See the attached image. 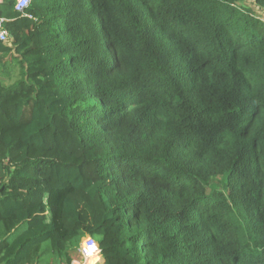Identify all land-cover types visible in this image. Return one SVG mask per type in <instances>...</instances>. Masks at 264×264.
<instances>
[{
  "label": "trees",
  "instance_id": "obj_1",
  "mask_svg": "<svg viewBox=\"0 0 264 264\" xmlns=\"http://www.w3.org/2000/svg\"><path fill=\"white\" fill-rule=\"evenodd\" d=\"M15 4L0 264H264V0Z\"/></svg>",
  "mask_w": 264,
  "mask_h": 264
},
{
  "label": "clouds",
  "instance_id": "obj_2",
  "mask_svg": "<svg viewBox=\"0 0 264 264\" xmlns=\"http://www.w3.org/2000/svg\"><path fill=\"white\" fill-rule=\"evenodd\" d=\"M79 252L82 257V264H98L102 258L103 249L98 238L85 234L79 238ZM73 264H77V262L74 260Z\"/></svg>",
  "mask_w": 264,
  "mask_h": 264
},
{
  "label": "built area",
  "instance_id": "obj_3",
  "mask_svg": "<svg viewBox=\"0 0 264 264\" xmlns=\"http://www.w3.org/2000/svg\"><path fill=\"white\" fill-rule=\"evenodd\" d=\"M30 1L31 0H15V8L20 11V12H23L25 8H27L30 4ZM3 2V0H0V4ZM7 20L3 17L0 16V41H7L8 39V30L5 26V22ZM78 253L80 254L79 252V248H78ZM81 256V254H80Z\"/></svg>",
  "mask_w": 264,
  "mask_h": 264
},
{
  "label": "rangeland",
  "instance_id": "obj_4",
  "mask_svg": "<svg viewBox=\"0 0 264 264\" xmlns=\"http://www.w3.org/2000/svg\"><path fill=\"white\" fill-rule=\"evenodd\" d=\"M253 3L254 2H252V1H248L246 4L247 5L250 4V6H251V5H253ZM255 11H256L255 15H257L261 19H264V10L261 11L258 9V11L257 10H255ZM74 256H75V261L77 262V264H82V258L78 255V252H76L74 254ZM98 264H103V263H102V261L101 262L98 261Z\"/></svg>",
  "mask_w": 264,
  "mask_h": 264
},
{
  "label": "crops",
  "instance_id": "obj_5",
  "mask_svg": "<svg viewBox=\"0 0 264 264\" xmlns=\"http://www.w3.org/2000/svg\"><path fill=\"white\" fill-rule=\"evenodd\" d=\"M99 262H101V261H99Z\"/></svg>",
  "mask_w": 264,
  "mask_h": 264
}]
</instances>
